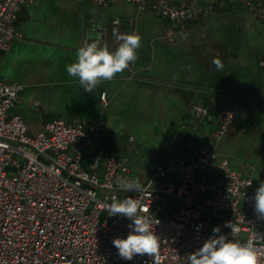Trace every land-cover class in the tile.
Masks as SVG:
<instances>
[{"label":"built area","instance_id":"1","mask_svg":"<svg viewBox=\"0 0 264 264\" xmlns=\"http://www.w3.org/2000/svg\"><path fill=\"white\" fill-rule=\"evenodd\" d=\"M91 1L103 8L115 0ZM124 1L138 7L148 5L157 17L166 20L167 39L177 32L185 33L191 22L220 5ZM31 2L0 0V51L22 37L15 26L17 13L24 3ZM241 6L255 22L264 25V0H241ZM91 22L93 35L90 29L83 34L79 47L95 41L109 48L107 26L119 25L120 19L100 15ZM127 70L133 77L130 65ZM18 88L0 78V264H153L146 254L135 255L130 261L118 256L112 240L126 238L131 221L109 216L104 210L112 196L140 199L147 214L159 221L153 227L160 241V264H184V257L201 247L215 227L228 239L241 242L254 232L264 234V220L257 219L248 199L254 193L252 178L230 169L227 158L207 145L188 141L183 157L168 155L154 166L142 193H126L117 187V179L133 178L115 153L94 151L91 172L80 163L83 153L77 143L93 135L103 120L83 124L54 119L46 121L33 137L27 136L23 119L10 112ZM106 97L105 92L99 93L103 106ZM192 114L198 122L213 124L214 140L227 132L233 117L230 108L211 110L201 102L192 105ZM166 199L174 206L164 215ZM213 219L223 226L212 225L209 232ZM226 221L239 229L234 236L224 227ZM257 247L264 264V241Z\"/></svg>","mask_w":264,"mask_h":264},{"label":"crops","instance_id":"2","mask_svg":"<svg viewBox=\"0 0 264 264\" xmlns=\"http://www.w3.org/2000/svg\"><path fill=\"white\" fill-rule=\"evenodd\" d=\"M169 1L220 5L191 22L185 33L167 39L166 20L148 5L124 0L103 8L91 0L24 3L15 23L22 37L0 51V78L19 87L10 112L30 130L50 119L83 124L103 120L84 141L91 155L101 151L109 135L112 140L127 135V143L133 137L162 158L183 157L188 141L205 144L226 157L230 169L250 176L255 191L264 181V25L243 11L241 0ZM100 15L120 19L119 25L107 26L110 51L119 44L114 30L139 34L141 47L130 63L133 77L126 69L89 93L68 76L66 65L75 62L80 37ZM217 56L223 63L220 71L212 64ZM100 92L107 96L104 106ZM195 102L211 110L231 109L233 117L222 137L214 140L213 124L194 118Z\"/></svg>","mask_w":264,"mask_h":264},{"label":"clouds","instance_id":"3","mask_svg":"<svg viewBox=\"0 0 264 264\" xmlns=\"http://www.w3.org/2000/svg\"><path fill=\"white\" fill-rule=\"evenodd\" d=\"M113 35L119 41L114 51L107 45L99 46L92 41L77 49L75 62L66 65L68 76L77 78L79 85L86 92L92 93L102 81H111L117 74L125 71L130 63L137 59L136 50L141 47V37L137 33ZM212 64L218 71L223 69L220 58L213 57ZM246 182L245 187L250 186ZM117 187L123 192L142 193L143 185L138 179L119 177ZM245 196V193H244ZM258 220H264V181L248 198ZM104 210L109 216L120 215L131 221L127 225L129 233L126 238H114L112 244L118 250V256L125 260H132L135 255H148L153 264H160V241L155 234L154 225L159 223L150 217L148 209L143 207L140 199L127 197L118 199L111 197V203L104 204ZM225 228L231 229L234 236L239 229L232 221L224 223ZM213 235L206 239L201 247L184 257V264H261L260 249L257 244L264 241V234L254 232L249 239L241 242L228 239L221 234L220 228L212 230Z\"/></svg>","mask_w":264,"mask_h":264},{"label":"rangeland","instance_id":"4","mask_svg":"<svg viewBox=\"0 0 264 264\" xmlns=\"http://www.w3.org/2000/svg\"><path fill=\"white\" fill-rule=\"evenodd\" d=\"M89 29L93 31L92 26L89 27ZM52 120L54 119H50L48 121H52ZM25 126H26L25 134L30 137H33L36 132L43 130V125H41L40 127L34 126L33 130L28 129L26 123H25ZM114 138L115 139L112 140V135L111 136L109 135L108 140H106L107 142H105L102 145L100 150L104 153H115L119 160H122L123 157H126V161L123 163L124 168L128 169L133 179H138L140 183L143 185V187L146 186L147 181H148L149 172L154 168L155 165L162 163L166 157L162 158V157H158L157 155L151 154L149 151V148H147L146 146L145 147L139 146L137 142L133 139V137L131 140L133 142L131 143H127L126 141L127 135H117ZM85 140L79 141L76 146H78L83 153L81 162H80L83 169L91 172L92 169H91L90 163L92 160V155L86 153L85 142L88 140L86 141ZM71 150L72 148L69 146L67 151L70 152ZM48 153L51 154V151H48ZM172 156H175V155H172ZM175 157H178V156H175ZM41 160L44 161V159L42 158ZM96 173H98L99 175L100 169H97ZM124 198H127V197L124 195H121L119 197V199L121 200ZM166 203H167V208L163 212L164 215H166L168 213V210L174 206V202L171 199H166ZM212 225L223 226L221 222L213 219L209 223V230H208L209 232H211L210 227Z\"/></svg>","mask_w":264,"mask_h":264}]
</instances>
